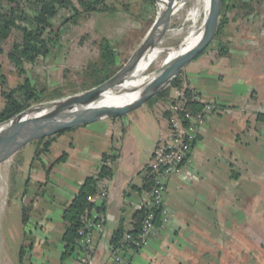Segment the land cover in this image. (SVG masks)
<instances>
[{
    "label": "rangeland",
    "instance_id": "rangeland-1",
    "mask_svg": "<svg viewBox=\"0 0 264 264\" xmlns=\"http://www.w3.org/2000/svg\"><path fill=\"white\" fill-rule=\"evenodd\" d=\"M74 1L77 3V0ZM148 1L107 0L109 7L106 11L83 13L76 22L67 25H63V20L73 13L61 10L53 20V28L60 32L58 42L48 56L39 58L35 64H27L24 75H19L8 56L13 40L18 35L16 32L4 45L3 52H0V63L7 79L5 84L0 85V109L5 105L2 90L16 88L25 77L30 78L40 89L46 87L51 90L61 86L65 96L83 91L87 70L99 57V43L103 37L114 43L121 68L143 41L157 17L158 1L154 5ZM228 3L231 5L225 11L228 21L223 23L215 39L217 43L222 41L227 47L232 46L234 51L242 55L240 58L229 56L234 59L232 73H240L247 80V76L252 73L256 78V92L252 101L261 102L264 106V0H229ZM185 12L172 16L169 29L160 44V47L166 49L161 55L164 60L170 58L173 49L181 44L186 35L188 24H184ZM228 53L223 54L218 50L216 54L228 56ZM204 56L203 52L198 59ZM235 58L241 63L237 67ZM161 64L162 60L149 64L146 68H140L139 65L134 77H146L145 74L153 72ZM192 64L182 70L183 79L185 69H189ZM183 86L187 87L185 80ZM182 87L169 85L164 89L168 90L166 97L148 100L140 107L119 116V123L112 128L115 148L124 138L129 141L128 144L132 143L133 148H137V161L150 159L155 144L161 141L162 133L167 130L168 116L164 112L168 111L173 95ZM15 94L18 98L21 97L19 91ZM246 114L251 116L238 145V161L232 158L231 166L213 163L214 169L222 167L227 169L229 175L240 172L239 181L236 182L232 176L221 182L223 178L212 176L210 182L216 200L209 201L206 209L211 232L216 236L221 234L223 238H229L231 241H226L225 247L230 246L235 252L239 250L238 241L243 246L248 238L254 239L252 242L257 246L264 243V135L258 133L256 115ZM68 131L69 129L64 131L63 137H66ZM42 147L38 140L32 141L0 164V264H36L29 251L35 237L32 232L37 229L35 215H38L37 211L54 206L49 202L45 203L41 193L39 207L34 206L33 197L41 188L39 181L41 178L45 179V189L50 194H53L56 187L66 186V172L60 170V165L66 167V161L52 169L55 173L51 172L50 175L54 182L47 181L46 174L49 165L66 152V142L55 146L51 151H41ZM25 208L30 215L28 223H23ZM50 222L54 229L48 232L47 242L42 245L46 254L45 264H66V258L62 259L61 245L65 224L55 220ZM22 245L26 250L20 261ZM217 245L215 243V248H218ZM251 248L253 250L248 252L245 257L247 262L244 264H256V254L264 257L263 246L256 249L247 245L246 249ZM38 252L33 251L36 254ZM210 257L217 260L218 256L211 252ZM230 257L231 260L234 259Z\"/></svg>",
    "mask_w": 264,
    "mask_h": 264
},
{
    "label": "crops",
    "instance_id": "crops-1",
    "mask_svg": "<svg viewBox=\"0 0 264 264\" xmlns=\"http://www.w3.org/2000/svg\"><path fill=\"white\" fill-rule=\"evenodd\" d=\"M228 50V56H219L216 54L218 49L212 47L204 52V57L198 59L199 55L195 61L189 63L190 65L194 62L191 67L185 69L184 80L187 87L199 91L203 103H215L217 107L208 115L200 129L198 141L191 153V163L184 167L182 176L173 175L168 181L166 207L169 214L167 219L163 217V224L158 227L159 233L141 249L123 253L121 264H244L247 262L245 257L248 252L253 250H247V245L256 249L264 247V243L257 246L252 242L254 239L248 238L244 246L237 240L239 250L235 252L230 246L225 247L226 241L231 240L223 238L221 234H213L206 219L207 203L216 200L211 177L223 178V182L233 176L236 182L239 181L240 172L229 175L227 169H214L213 163L231 166L232 158L238 161V145L246 122L251 116L246 113L256 115L258 133L264 135V106L261 102L252 101L256 92V78L252 73L247 76L248 80L240 73H232L234 59L229 56L240 58L242 55L234 51L232 46H228ZM234 62L236 67L241 64L236 58ZM260 114L263 117H260ZM118 123V117L103 118L89 125L69 129L66 137H63V131L51 142L49 151L66 142V152L63 158L61 155L49 165L47 181L54 182L50 175L52 169L66 161V167L60 165V170L66 172V186L56 187L53 194H50L45 189V179L41 178L39 181L41 188L33 197L34 206L38 208L40 205L39 193L43 194L45 203L49 202L54 206L37 211L38 215H35L34 223L37 224V229L32 232L35 237L29 251L32 252L36 264L46 263L42 245L47 242L48 232L54 229L50 220L64 224L65 207L73 201L87 177L99 175L104 153L117 156L110 163L113 175L105 179L107 197L100 208L105 221L104 228L93 230L88 237L91 262H82V250L81 246H78L66 257V264H117L111 238L121 225L126 231L134 229L135 215L145 207V168L151 159L137 161V148H133L132 143L128 144L129 141L124 138L115 148L112 128ZM29 220L28 214L27 223ZM46 233L47 236H44ZM215 243L218 248H215ZM61 245L64 249L63 241ZM34 250L39 252L33 253ZM211 252L218 256L217 260L209 258ZM230 256L234 259L231 260ZM263 260L264 257L256 254V264H264Z\"/></svg>",
    "mask_w": 264,
    "mask_h": 264
},
{
    "label": "trees",
    "instance_id": "trees-1",
    "mask_svg": "<svg viewBox=\"0 0 264 264\" xmlns=\"http://www.w3.org/2000/svg\"><path fill=\"white\" fill-rule=\"evenodd\" d=\"M161 1L159 0L158 2V8L162 6ZM148 2L154 5L156 0H149ZM228 2L229 0H223L217 35L221 31L223 23L228 21L225 14V11L231 8ZM108 7L107 0H77V3L74 0H0V52H3L4 45L17 32L18 35L13 40L8 56L19 75H24L27 64H35L39 58L48 56L52 47L58 42L60 32L53 28V20L58 17L61 10H67L73 13L70 17L64 18L63 25H67L68 23L76 22L83 13L103 12ZM212 47H216L223 54L229 52L226 44L222 41H218L217 43L216 39L213 40L206 50ZM118 56L119 54L114 43L109 38L103 37L99 43V57L89 65L87 70V81L84 82L83 91L112 77L120 69ZM6 80L3 66L0 63V85L5 84L7 82ZM183 81L182 73H180L170 86L182 87ZM186 88L189 89V87ZM17 91L21 94L20 98L15 96ZM2 92L5 97V105L0 109V123L11 119L32 104L44 100L61 98L66 95L61 86L51 90L46 87L40 89L28 77H25L16 88L10 91L2 90ZM187 93L188 95L190 94L188 90ZM167 95L168 90L166 89L151 98L150 101L154 98L166 97ZM203 108L204 103L202 101L190 102L187 106L189 111L202 110ZM164 115L169 117L170 112L165 110ZM260 117H263V115L260 114ZM58 134L39 139L38 141L43 145L41 151H48L51 142ZM63 157L64 155H62ZM116 157L115 154L104 153V164L99 175L97 177H87L73 201L65 207L63 211L65 230L62 236L64 246L62 259L71 255L78 248L79 240L81 239L80 230L83 227L82 217L86 211H91L94 208V204L88 201V197L96 192L99 181L105 180L113 175V168L110 166V163ZM153 186L154 180L150 173L147 172L144 188L147 192H150ZM27 210V208L24 210L23 223L28 220ZM147 212L148 208L144 207V209L136 213V224L133 230L126 231L121 225L114 231L111 238L113 248L120 245L121 239L126 232L137 235L141 231L142 223ZM163 217V209L160 208L156 212L155 225L157 227L163 224ZM25 250L24 245H22L20 249V261L23 260Z\"/></svg>",
    "mask_w": 264,
    "mask_h": 264
},
{
    "label": "water",
    "instance_id": "water-1",
    "mask_svg": "<svg viewBox=\"0 0 264 264\" xmlns=\"http://www.w3.org/2000/svg\"><path fill=\"white\" fill-rule=\"evenodd\" d=\"M159 2V0H157ZM176 0H168L166 8L157 14L150 30L129 60L106 81L81 92L48 101L32 104L9 120L14 121L23 113H29L21 122L14 124L0 135V164L12 157L24 145L50 137L60 132L82 125H89L103 118H115L140 107L161 93L174 82L182 70L213 42L218 30L223 0H211L210 11L205 23L201 41L192 49L172 59L157 71V74L141 88L140 96L124 105L94 104L101 96L117 90L125 79L134 72L140 60L147 52L162 43L173 16ZM44 112L30 117L33 113Z\"/></svg>",
    "mask_w": 264,
    "mask_h": 264
},
{
    "label": "built area",
    "instance_id": "built-area-1",
    "mask_svg": "<svg viewBox=\"0 0 264 264\" xmlns=\"http://www.w3.org/2000/svg\"><path fill=\"white\" fill-rule=\"evenodd\" d=\"M187 90L190 92L188 95ZM199 91L185 86L178 88L172 97L168 111L170 115L167 122V130L162 133V138L156 144L152 157L146 165V173L149 172L154 180V186L147 192L145 207L148 212L142 223L141 231L137 235L126 232L121 239L120 245L112 247L114 260L117 264L122 263V254L128 250H139L159 233L155 225L156 212L162 208L164 218L168 217L166 207V195L168 181L173 175H181L184 167L191 163V153L198 141L201 127L205 124L210 113L217 107L215 103H204V108L197 111H189L187 106L190 102L201 101ZM264 111V109H263ZM104 164V162H103ZM107 197L105 180L99 181L97 190L88 197V201L94 204L91 211H86L83 227L80 230L81 239L79 246L82 250V262H91V254L88 251V237L95 229L104 228V219L99 208L102 207Z\"/></svg>",
    "mask_w": 264,
    "mask_h": 264
},
{
    "label": "bare ground",
    "instance_id": "bare-ground-1",
    "mask_svg": "<svg viewBox=\"0 0 264 264\" xmlns=\"http://www.w3.org/2000/svg\"><path fill=\"white\" fill-rule=\"evenodd\" d=\"M168 0L161 1V8H158L159 12H162L167 6ZM211 0H176L174 6L173 15L186 11L184 16V24H188L186 35L184 36L181 44L173 49V52L168 60L161 58V55L166 49L157 47L154 50L147 52L145 56L140 60L136 69L130 74L125 81L118 87L117 90L110 91L109 93L101 96L94 104L97 105H124L135 101L141 93L143 85L150 81L157 71L163 67L166 63L176 58L180 54L195 47L202 39L205 30V23L209 15ZM181 17V16H180ZM183 28H181V31ZM159 60H162V64L156 70L149 74H145L146 77L136 79L137 69L146 68L149 64H156ZM30 113V112H29ZM29 113L21 114L14 121H7L0 125V135L4 134L14 124L23 121ZM42 112L33 113L30 117H36L41 115ZM2 166V165H1ZM2 191H0V194Z\"/></svg>",
    "mask_w": 264,
    "mask_h": 264
}]
</instances>
